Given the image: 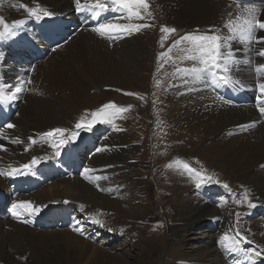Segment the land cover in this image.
I'll list each match as a JSON object with an SVG mask.
<instances>
[{
    "label": "bare ground",
    "instance_id": "1",
    "mask_svg": "<svg viewBox=\"0 0 264 264\" xmlns=\"http://www.w3.org/2000/svg\"><path fill=\"white\" fill-rule=\"evenodd\" d=\"M93 2L95 0H82L81 3L88 5ZM100 2L110 4V0ZM148 2V11H151L152 16L146 15L144 20L129 18L126 11L112 10L115 6H111L108 11L92 10L89 19L87 16L85 23L88 24L85 27L76 15L78 6L75 0H0V17L10 27V32H5V38L0 40V61L6 63L3 69L8 72L3 74L0 69V85L10 86L6 89V95L16 97L11 100L14 109L10 123L15 127L0 129V145L7 149L0 150V170L3 173L0 176V192L10 194L8 203L5 204L7 208L4 206L10 211V215L5 219L0 217V264H119L115 253L118 243L109 250L102 247L98 240L86 236V226L80 221V217L93 215L103 223V226L97 224L100 230L120 241L125 236L128 245L136 247L130 241L132 235L128 230H131L133 222L130 218L136 213L137 205L134 203L140 199H129L131 195L124 194V188L119 184L121 174L111 172L112 161L109 166L98 165L91 169L95 162L93 160L100 156L97 151L99 148H95L91 140L96 132L84 129L75 132L78 133L75 139H70L74 132L68 125L66 116L70 114V107L73 112L82 110L88 101L104 94V89L121 88L119 85L128 82V78L130 82L133 81V74L127 77L129 75L125 74V68L127 73L129 70L134 73L144 67L146 58H143L148 51L145 44L147 31L155 30L157 24L160 27L162 45L155 74L147 88L131 90L130 93L138 98L136 92L143 91V98L151 94L153 102L166 101L171 111L181 117V121L175 122L166 131L173 132L181 127L180 134L187 133L194 140L205 141L207 147L202 149L204 155L210 152L216 166L221 159L230 165L235 177L231 186L236 185L237 190L235 196L223 186L209 184L193 188V184L189 183L186 190L177 195L180 199L187 200L185 206L192 210L189 213L195 218V222L187 231V239L179 237L182 240H178L176 245L168 240L170 249L167 254L171 255L174 262L168 264H177V261L183 262L182 264L252 263L246 261L242 254L226 250L228 242L223 237L225 234L233 236V229H238L247 237V243L241 241L242 247L254 248L264 253V120L256 112L259 111L260 104H263L258 86L264 82V72L254 71L258 65L264 64V57L257 54L264 48V44L240 42L238 38L225 43V48L234 57L228 61L233 82L239 81L247 85L253 93L254 102L244 106L230 104V100L211 86L212 80L207 82L210 76L200 78L191 74L194 62L188 59L193 55L190 50L182 53L178 66V48H173L170 54L173 60H169L167 56L161 58V53H167L181 38L176 33L177 30L174 33L162 32L161 28L165 24L185 27V35H228L225 27L227 22L231 20L240 23L243 18H250L246 10H251V15L264 21V0ZM82 4L80 7H83ZM30 10L35 11L41 19L30 15ZM44 11L52 15L44 16ZM95 12L99 15H95ZM237 16L241 20H237ZM16 21L21 22L19 26L15 24ZM42 22L65 25L63 33L67 42H61L54 50L42 45L39 39L46 27L38 33L34 26H41ZM104 23H148L150 27L130 34L113 30L102 36L94 29ZM205 25H211L214 30H202L200 27ZM0 31H4L3 25H0ZM254 35L264 37V30L257 28ZM32 48L42 51L44 58L35 60L29 52ZM251 48L255 51L246 54V50ZM28 80L32 83H26ZM158 82L162 87L161 95L156 89ZM236 85L237 83H233V86ZM182 86L188 89L184 95L180 91ZM17 87L23 91L17 92ZM91 90L95 91L94 95H91ZM83 94L82 100H71ZM155 107L160 113V108ZM56 109L61 110L53 112ZM130 111L121 112L122 119ZM44 116L47 118H43ZM56 128L66 130L63 139L67 143L62 146L59 145V134L55 137L46 135ZM113 132L116 133L113 138L119 148L117 159L124 160V145L130 144L127 127L118 120L116 124L99 129L100 139L105 142ZM32 140H35L34 144ZM174 143L182 145L176 141ZM169 144L172 145L171 140ZM173 150L174 153L179 152L180 148ZM102 157L96 161H100ZM33 158H39V163L32 166L34 180L30 179L26 170H23V174H8L12 169H23V165L31 163ZM43 164H46V169L42 167ZM161 165L167 170V162L162 161ZM93 176L104 179L102 195L94 191L98 190L97 185L92 188L87 185ZM178 191L176 189L173 194ZM134 194L136 196V191ZM54 201L63 203L57 211L52 209ZM249 201L256 207L249 208ZM21 202H31L41 211L39 214H29L21 207L17 215L13 216L14 207ZM63 215H72L77 219L75 225L69 226V222L62 218ZM208 218L210 221L206 222ZM203 222L207 226L199 228ZM197 227L199 231L193 235ZM75 228L82 229L83 234L74 231ZM125 230L123 236L122 232ZM138 255L141 256V264H147L148 254L137 252ZM134 258L137 257L134 255ZM253 259L254 262L264 264V255L254 256Z\"/></svg>",
    "mask_w": 264,
    "mask_h": 264
},
{
    "label": "rangeland",
    "instance_id": "2",
    "mask_svg": "<svg viewBox=\"0 0 264 264\" xmlns=\"http://www.w3.org/2000/svg\"><path fill=\"white\" fill-rule=\"evenodd\" d=\"M253 7H255V5ZM165 25L169 28H175L177 30L176 33H178L180 37L185 35V27H179L175 24L173 26L170 24ZM200 28L202 30L213 29L211 25L201 26ZM156 29H158V26ZM151 30L152 29H149L150 32L147 31L145 38V44L148 46L149 53L147 51L143 58V60L146 58L145 65L143 62L144 67L137 69L138 71H135L134 73H132L131 70L127 73L125 68V74L129 75L127 77H131L133 74V81L130 82L128 78V82H123L119 85L121 88L115 87L104 89V94H100L98 97H95V99L88 101L87 105H85L82 110L79 109L76 112H73L72 107H68L70 114H67L66 116L68 125L72 128L73 132H81L84 129H77L76 124L82 119L86 123L91 122L93 114L103 109L106 104L115 103L118 107L123 106L127 107L128 110H131L126 113V116L123 119L122 114L119 113L117 118L114 119L112 123H97L92 128L96 134H94L91 139L94 143V147H98L100 149V151H98L100 153L99 158L103 156L100 161H96L99 158L93 160L95 162L91 165V169L92 166L95 168L98 165L109 166L111 163L110 161H112L111 172L121 174L119 184H121L120 186L124 188V194L128 193V196L131 195V198L129 199H140L134 203L137 205L135 206L136 213H134L133 217L130 218L133 219V222L131 224V230H128V233L133 236H131L130 241L136 247L134 248L131 247V245H128L124 236L126 230L122 232V235L124 236L123 240L120 241V239L116 238V241H113L112 245L104 246L105 249L112 250L113 245L118 243L119 247L115 250V253L118 263L120 262L121 264H141L142 259L141 256H137V252H139V254H141V252L148 254V257H146V259H148L147 264L174 263L171 260V255L167 254V250L170 249H168V246L170 245L168 240L174 242L176 245L178 244V240L187 239V231L195 222V218L191 214L192 210L187 205L185 206L187 200L184 198L180 199L179 196H177L186 190V186L189 183L193 184V188L197 187V183H200V186L209 184L223 186L227 184L228 187L225 188L223 186V188L228 189L233 195H237L236 185L231 186V184H234V182H231L232 179H235L234 175L231 173L233 169L222 159L217 166L214 165V161L210 157V152L205 153V155L203 153L204 150L202 149L207 147L205 141L194 140L191 136H188L187 133L180 134L179 128L181 127L173 132L166 131V129L169 130L175 122L181 121V117L177 115L176 112L171 111V109L167 106L166 101L153 102L151 100V94L143 98L145 96L143 91L136 92V94L139 95L138 98L132 95H125L126 92H132L131 90L147 88L150 85L152 74L156 71L158 54L162 45V41L160 39L162 37L160 36V31L156 34L155 30ZM254 51L255 49L251 48L248 50V54ZM182 53L183 52H180L176 55L177 66ZM139 67L140 65L137 66V68ZM159 78L161 77H158V79ZM157 88V91L161 95L160 91H162V87H160V83H158L156 89ZM90 93L91 95H94L95 91L91 90ZM83 97L84 94L77 95L71 100H82ZM37 106L38 105H36V107ZM155 106L160 108V113ZM60 110L61 109H56L53 112H59ZM43 118L47 117L44 116ZM159 118L160 121H158ZM118 120L122 125L127 127V133L131 138H129L130 144L124 145L126 152L125 155H122L125 157L124 160L117 159L119 148L117 142L113 138V135H116V133H110L109 138L105 140V142L100 139L99 134V129H102L109 124H116ZM170 140L172 141V145L169 144ZM175 141L178 144L181 143L182 145L177 146V144L174 143ZM185 143L187 144L185 145ZM188 143H190V145H188ZM88 146L89 145H87V147ZM81 147H83V145ZM177 147H179L180 150L179 152L174 153L173 149L176 150ZM80 149L83 151L82 148ZM114 159L118 160V162L116 160L114 161ZM162 161L168 163L166 167L167 170H165L163 165H161ZM185 165L192 170L189 171L188 168H185ZM116 170L118 172H116ZM201 176L211 177V180H201ZM91 179L92 181L87 184L91 188L93 185L98 186L103 181L100 180L101 178L94 176ZM176 189L179 191L174 195L173 193ZM94 191L100 194V192H98L99 190L96 189ZM135 191L136 196L134 194ZM209 221L210 218L206 219V222ZM204 223L205 222H203L199 228L206 227L207 225ZM199 228L197 227L194 229L193 235L199 231ZM122 245L123 247H120ZM129 249L132 250L130 251ZM124 251H128L127 254ZM134 255L137 258H134ZM166 259L169 260L167 261ZM182 263L183 262L177 261V264ZM204 264L208 263L206 262Z\"/></svg>",
    "mask_w": 264,
    "mask_h": 264
},
{
    "label": "snow or ice",
    "instance_id": "3",
    "mask_svg": "<svg viewBox=\"0 0 264 264\" xmlns=\"http://www.w3.org/2000/svg\"><path fill=\"white\" fill-rule=\"evenodd\" d=\"M82 0H75V3L78 6V10H84L80 7ZM111 6H115L112 10H124L127 12L129 18H136L138 20H144L145 16H152L150 9V4L148 0H110V4L101 3L100 0H95V2L88 4L87 10L91 11L94 9H100L103 11H108ZM26 7V6H25ZM143 10V11H141ZM249 12L250 18H243L241 20L240 16H237V20H241L240 23H236L235 21H228L225 27L228 29V35L221 34H210V35H184L177 40L175 44L172 45L167 51V53H161V58L167 56L169 60H173L174 58L170 55L172 53L173 48H178L180 52H185L186 50H190L193 55L189 56L188 59L194 62V66L191 69V74L195 77L206 78L207 76L212 77V82L214 84L220 85H230L233 83H239V81L233 82L231 77L232 69L229 67V60L234 59L231 52L225 48V43L228 41H232L236 38L239 39L240 42L247 43H262L264 44V37H256L254 35L255 30L261 29L264 30V21H260L255 18L254 15H251V10H246ZM29 14L35 16L37 19H41L35 11H29ZM95 15H99L98 12L94 13ZM44 16H51L52 13L44 11ZM20 21H16L15 24L17 26L20 25ZM0 25H3L4 31H0V40L5 38V32H10L9 25L0 17ZM150 27L148 23H144L141 25H119L113 23H104L100 24L97 29L94 31L98 32L100 35H105L113 30L119 32L131 33L132 31H139L141 28ZM161 31L164 33H174L176 32L175 28H169L167 26H162ZM211 31V30H210ZM259 56L264 57V49L260 50L257 53ZM255 72L261 73L264 72V64L258 65L255 69ZM26 83H32L31 80L26 81ZM159 83V82H158ZM10 86L0 85V103H9L11 100L16 99L15 96L6 95V89ZM259 91L261 96H264V82L259 84ZM17 92L23 91L22 88L17 87ZM125 95H135L134 93H125ZM227 103V101H225ZM130 107V106H128ZM111 110V111H108ZM127 107H118L115 103H110L104 105V108L93 114V119L91 122H84L82 119L80 122L76 124L77 129H87L91 131L92 128L97 124L103 123H112L114 119L117 118L119 113L127 111ZM260 112L264 114V106L260 107ZM8 128L15 127L13 124H8ZM65 129L56 128L52 132L47 133L46 135L50 137H55L59 134L60 140L59 145H64L67 143L65 139H63L65 134ZM78 133H72L70 139H75ZM19 143V141H17ZM32 143H35V140H32ZM0 150L6 151L3 145H0ZM97 151H100L98 149ZM59 153H57L58 155ZM39 163V158H33L31 163L23 165V169H12V172L8 173L12 174H23V170H31L33 165ZM185 168H188L185 165ZM189 171L192 169L188 168ZM86 171H91L90 169H86ZM2 174V173H0ZM87 179V177H85ZM201 180H211V177L201 176ZM218 183V181H217ZM225 188L228 187L227 184L223 185ZM197 187H200V183H197ZM17 208H25L29 214H39L41 209L35 208L31 202H21L16 205ZM249 208H255L256 205L251 201L248 202ZM17 212H13V216H16ZM94 223L100 224L103 226L102 221L96 219L93 221ZM74 231H78L83 234V230L80 228L73 229ZM111 231V229H109ZM234 235L229 236L225 234L223 240L228 242L226 244V250L229 252H235L242 254L246 261H252V264H255L253 257L261 256L264 253L257 251L254 248H244L241 246V241L247 243V237L238 231V229H233Z\"/></svg>",
    "mask_w": 264,
    "mask_h": 264
}]
</instances>
